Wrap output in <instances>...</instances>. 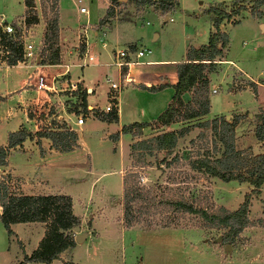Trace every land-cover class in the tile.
I'll use <instances>...</instances> for the list:
<instances>
[{
    "label": "rangeland",
    "instance_id": "374dc122",
    "mask_svg": "<svg viewBox=\"0 0 264 264\" xmlns=\"http://www.w3.org/2000/svg\"><path fill=\"white\" fill-rule=\"evenodd\" d=\"M33 1L34 6L28 12V15L36 17V22L30 23L31 34L33 39L36 41L39 39L41 43H44L43 34L46 23L54 15L57 26L60 19L62 24H66L68 28H77L80 23L86 20L90 23L97 22L103 15L107 2V0H58L57 6V0L55 2L52 0ZM173 1H176L175 6L165 13L155 9H147L140 13L142 5L136 6L129 0H120L114 5L113 9L117 10L118 17L131 19L132 16L133 19L130 21L132 31H136L140 36L141 32L143 33L142 40L137 41L135 50L148 48L151 54L158 55L159 51H163L164 56L179 58L183 54L180 47L181 42L178 40L181 25L186 23L188 31L190 28L196 30L197 35H194L193 39L187 40L198 46L199 43L206 40L211 22L210 13L206 8L209 5H222L228 10L232 5V0ZM243 3L248 6L250 0H243ZM80 6H84L87 12L79 11ZM26 12L25 9L23 11L22 0H0V18L11 25L15 26L13 23L17 24L25 19ZM165 16L171 17L172 21L164 20ZM236 17H240V19L234 23ZM223 22L232 24L227 28L229 45L223 56L231 58L251 77V80L257 83L255 91L252 88L244 87L249 80L241 77L243 75L237 66L231 63H216L215 69L210 74V87L208 86L210 101L208 114L192 119L177 120L170 126L158 127L151 124L144 128L138 135L139 138L155 134L159 129H170L172 126L176 127L174 129H178L181 126H188V129L177 138L175 145L169 151L161 149L154 151L152 155L146 154L139 158L131 153V149L127 150L124 155L126 158L125 167L122 170V177L126 175L128 183H133L143 189L149 187L152 189L151 193H155L158 199L183 198L195 207H202L209 212L215 211L220 206L229 210L236 207L237 197L240 196L239 200H241L247 185L236 180L223 181L190 166L191 159L206 154L214 157L219 154L220 149V143L212 129L208 126H198L196 122L211 119L216 114L224 115L226 119L231 120L236 115L235 113H239L242 115L239 118L242 124L237 127L238 135L234 137V147L236 149L247 148L252 154H255L253 148L256 147V151H259L260 147L256 144L253 126L258 121L257 114L261 109H264V84L259 82L264 79V28L260 24L264 23V13L258 17L250 14L248 8L241 9L230 18L223 19ZM76 33L74 30L67 32L65 29L57 31V44L61 48V55L67 59L70 57L74 59L78 56L79 43L82 40ZM75 35L76 39L74 40ZM92 38L90 36L91 42ZM137 38L139 39V37ZM146 55L147 53L141 57L144 58ZM216 58L222 60L221 56ZM24 61L33 60L25 59ZM75 68L72 67V70ZM29 69L21 68L20 70L24 72ZM114 69L115 66H111L109 71ZM103 70H101L102 73ZM94 71H99V69L95 68ZM97 76L94 77L96 81L100 79ZM213 87L216 88L215 92L210 90ZM162 88L163 86L153 90L149 89L152 91L151 93H155L152 96L155 102L162 101V97L158 96L163 93L164 90H160ZM165 91H168L166 100L169 102L172 90ZM61 93L59 92V94ZM142 100L147 101L143 97ZM63 103L65 108L72 105L70 100H65ZM45 111L47 110H36L39 121ZM70 118L74 117L70 116ZM51 120L55 121V118L51 117ZM39 121H37L38 127L42 124ZM137 121L140 120L137 119ZM63 123L64 126L70 125H67L65 121ZM58 125L60 124L58 123ZM78 136L84 140L89 139L82 133H78ZM135 137L137 136H132V139ZM213 145H215L216 151L212 152ZM156 154L164 155L165 160L159 163ZM25 156L26 154L21 152H14V157L10 155L15 163L25 161ZM121 201L122 191L119 197L114 195L108 200V210L113 222L121 220ZM105 206H107L106 203ZM119 206L120 215H118ZM247 215L249 223L241 229L231 244L226 243L229 244V247H225V243L218 239L225 230L223 227L207 225L198 212L172 210L165 203L158 201L144 214V217L156 224L152 223L147 226L144 223H136L129 228L125 227L122 235L114 232L113 226L109 225L106 229L107 236L111 239L114 238L115 242L109 243L107 246L104 242L95 245V241L92 243L88 237L78 243L77 247L72 248L69 253L67 252L66 257L69 261L79 264H264V256L248 258V256L257 255L260 252L264 253V201L252 203L248 207ZM168 221L167 226L162 224ZM84 227L85 225L79 222L71 231L79 233ZM30 230L31 228H26L21 232L28 242L25 245L26 249L33 246L29 239V236L32 235ZM115 236L119 237L118 242ZM17 249H19L18 243L11 241L0 221V264H5L6 253L11 258ZM257 259L259 261H255ZM27 262L24 264H30L32 261ZM66 263L71 264L70 262ZM32 264L42 263L32 262Z\"/></svg>",
    "mask_w": 264,
    "mask_h": 264
},
{
    "label": "crops",
    "instance_id": "0c3cea01",
    "mask_svg": "<svg viewBox=\"0 0 264 264\" xmlns=\"http://www.w3.org/2000/svg\"><path fill=\"white\" fill-rule=\"evenodd\" d=\"M108 4L109 0L106 2L105 10ZM141 7L140 13L147 9H153L151 6L142 5ZM24 9L25 5L23 3V11ZM99 19L93 23L86 20L80 23L77 28H68L59 19V32L62 29H65L67 32L74 30L77 32V36L81 38L80 40H82L79 45L83 44V47L81 50L79 47L78 56L74 59L72 57L67 59L64 55H61L59 45V57H62L58 63L16 61L15 63L8 64L6 60L0 59V144L8 145L10 138L18 130L21 129L23 132L21 144L7 146L5 163L0 165V173L9 175V185L15 192L26 194H68L71 198L72 212L79 218V222L85 225L79 232L84 233L81 241L74 240L73 245L60 251L58 257L53 258L48 263H36L67 264L66 262H70L71 264H79L69 261L66 257L67 252L69 253L72 248L77 247L78 243H81L88 237L92 243L95 241V245L104 242L107 246L109 243L115 242L114 238L111 239L107 236L106 229L109 225L113 226L114 232H117L118 235L123 234L125 227L122 225L121 220L114 221L115 224L111 220L108 210V200H110L111 196H120L122 191V170L125 167L126 160L124 155L130 149V142L139 138V134L134 135L131 132H121L120 127L123 124L137 121V119L140 121L153 120L164 109L168 102L166 100L168 96H166V93L168 91L165 90L171 89L172 92L170 94L173 93L171 84L176 81L175 64L177 61L185 59L187 46L193 45L187 39H193L197 35L194 28H190L188 31L185 23V25H181V31L178 37V40L181 42L180 47L183 51L182 56L176 58L173 56H164L163 51H159L158 55L151 54L149 51L146 57L142 58V55L136 56L134 54L137 41L142 40L143 33L141 32L140 36L136 31H132L130 26V21L133 19L132 16L131 19L122 18L121 16L118 17V12L114 8V12L105 21L99 23ZM235 19L238 22L240 17H236ZM164 20L172 21V18L165 16ZM0 21L3 23L7 22L4 19L1 20V18ZM260 24L264 28V23ZM230 25H232L231 22H221L219 25L220 30L225 31L227 36V28ZM212 30L213 26L210 22L208 34ZM84 33L86 43L83 41ZM90 36L91 38L93 37L92 42L89 40ZM202 37L204 38L205 36ZM75 39L76 35L74 37ZM228 42L229 36L224 50L220 55L222 60H217V62L231 63L237 66L240 69L239 72L243 75L241 76L242 78L253 81L236 62L229 57L223 56L228 48ZM119 51H123V54L119 55ZM88 56H91V58H88ZM118 60L128 62L122 64L115 63ZM111 66H115L113 71H109ZM72 67L76 68L72 70ZM21 68L30 69L22 72L20 70ZM95 68H98L99 71H94ZM101 70H103V73ZM212 72L208 74V86L210 85V74ZM96 76L100 77L97 81L94 78ZM61 79L75 81L76 85L80 84L86 88V109L90 110L91 114L86 110L82 116L81 123H74L75 116L68 108L60 109L59 113L56 112L55 101L65 97L63 92L61 94H55L37 86L39 81L53 82L55 85H58ZM111 81L121 84L120 92H118L116 99V121H107L102 118V115L108 111L102 109L109 100L108 91L111 89ZM159 83L166 85L160 89L164 90L163 93L158 94L159 97H162V101L155 102L153 100L154 98L152 99L155 93H151L152 91L147 89V87L151 85L157 86ZM255 84L257 85L256 82ZM244 87L251 88L248 83ZM142 97L146 98L147 101L144 102ZM182 98H189V93L185 92L182 94ZM36 110H47L45 112H48L50 117L55 118V121L61 122L60 124H64V121L67 125L70 124L68 127L74 132L76 142L62 144L63 140L61 141V137H49L47 133H43L41 126H37L39 118ZM57 114H60V116L56 117ZM70 116L74 118H70ZM241 124V121L238 120L234 125V137L238 135L237 127L238 125L241 126ZM146 127L149 126L142 127L141 132ZM174 128L176 127L172 126L170 129ZM163 130L167 129H159L158 132ZM78 133H82L84 136L87 135L89 139L84 140L83 138H79ZM113 133L117 134L115 140H112L110 137ZM132 136L137 137L132 139ZM90 142L92 143L90 144ZM256 144L260 147L257 139ZM253 150L255 153H258L261 151V147L259 151H256V147ZM14 152L26 154L25 161L15 163L10 157V155L14 157ZM244 183L247 185L245 191H248L250 185L247 182ZM263 195L264 182L260 187V192L250 197L248 207L254 202L264 201ZM239 198L240 196L236 200L238 203L242 200V198L241 200ZM105 203L107 206H105ZM234 208L235 206L232 207V209ZM120 214L121 209L119 206L118 215ZM44 225V222L41 221L10 223L9 226L12 233H6L12 242L15 241L18 243L19 249L16 250V253L11 258L7 253L5 254V264H14L24 252L29 253L34 248L43 235ZM26 228H31L29 232L32 233L30 235L31 237L29 236L33 245L30 249L25 248L28 242H26L21 233ZM116 238L118 242L119 237L117 236ZM263 254L260 252L257 255L248 256V258L251 259L254 256L262 258L264 256ZM255 261H259V259Z\"/></svg>",
    "mask_w": 264,
    "mask_h": 264
},
{
    "label": "trees",
    "instance_id": "16d2710c",
    "mask_svg": "<svg viewBox=\"0 0 264 264\" xmlns=\"http://www.w3.org/2000/svg\"><path fill=\"white\" fill-rule=\"evenodd\" d=\"M55 2L56 0H52ZM136 6H151L161 13L172 9L176 1L173 0H129ZM120 0H109L104 15L99 19V23L114 12V5ZM27 15L24 21L27 24L36 21L35 15H28L34 6L33 0H23ZM248 8L250 14L261 16L264 9V0H250L248 6L243 0H232L231 7L226 10L222 5H209L206 10L210 13L213 30L209 32L205 42L198 46L188 45L185 50V59L177 61L175 64L176 81L171 84L173 93L164 109L151 121H133L123 124L121 132H131L134 135L141 133V128L156 124L157 126H168L177 120L192 119L200 115H205L209 110L208 99V74L215 69L217 56L223 52L227 43V34L220 30V23L223 19H228L237 14L241 9ZM237 20L234 21L236 23ZM43 39L47 52L40 63H58L59 49L57 44V20L55 15L47 21L44 29ZM10 35V34H9ZM7 33L0 30V42L7 43L10 55L6 59L8 64L15 63L21 59L20 45ZM80 50L83 44L79 45ZM264 84V79L259 80ZM249 86L255 91V82L249 81ZM142 85V84H141ZM166 84L159 83L157 86L151 85L148 89H157ZM144 86V85H142ZM146 87V86H144ZM189 93V98L183 100L182 94ZM87 94L86 88L77 84V92L73 97L65 98L70 100L72 105L68 108L73 113L85 112ZM242 115L236 114L231 120L224 115H215L211 119H204L196 122L198 126H208L217 136L220 149L219 154L214 157L201 155L191 159L190 166L194 169L203 171L211 176H216L223 181L236 180L247 182L250 185L248 191L243 193L242 200L234 209H226L220 206L215 211H207L202 207H195L191 202L183 198L170 200L168 198L156 197L151 193L149 187L136 186L127 182V176L122 177V215L121 220L124 227L129 228L136 223H144L149 226L156 224L151 222L144 214L148 208L158 203H165L172 210L180 212H198L207 225L221 226L225 230L219 236L223 243L231 244L241 229L249 223L248 205L250 197L260 192V187L264 182V109L257 114L258 121L253 127V135L259 141L261 151L252 154L249 149H236L234 147V125ZM102 118L107 121H116L117 112L115 107H111ZM52 122H54L52 120ZM63 127V124H60ZM188 126H181L178 129H167L148 137L138 138L130 143L131 153L141 158L143 155H152L154 151H169L173 148L176 140L181 136ZM73 137L74 133L71 134ZM47 136L61 137L62 144H70L63 133H47ZM117 134L110 135L112 140L116 139ZM23 140L22 130L10 138L8 145L14 146L21 144ZM8 145L0 144V165L5 163ZM213 151H216L213 145ZM158 162L165 160L164 155L156 154ZM138 202V204H136ZM0 221L8 234L12 233L9 224L12 222L41 221L44 222L43 235L38 240L36 246L29 252L23 253L22 257L14 264H24L32 262H50L63 249L74 244V233L71 231L79 223L78 217L72 212L71 198L66 193H35L26 194L15 192L9 185V175L0 173ZM168 222H163L167 226Z\"/></svg>",
    "mask_w": 264,
    "mask_h": 264
},
{
    "label": "built area",
    "instance_id": "2783aa9c",
    "mask_svg": "<svg viewBox=\"0 0 264 264\" xmlns=\"http://www.w3.org/2000/svg\"><path fill=\"white\" fill-rule=\"evenodd\" d=\"M79 11L86 12V8L84 6L79 7ZM14 25H11L8 22H1L0 21V30L2 32L7 33L13 40H15L20 45V51H21V59H17L16 61H24L27 59H32L33 62H38L42 59V57L45 55V52L47 51V48L45 43H41V41L38 39L37 41L33 39V36L31 34L32 26L30 24H27L24 19L21 20V22L13 23ZM84 43H86L85 40V33H84ZM150 50L148 48H140L137 50H134V54L136 56H141L145 53H148ZM129 53V52H128ZM123 51H119V55H122ZM10 55V50L8 48V45L6 42L2 41L0 42V59L6 60L8 56ZM88 58H91V56H88ZM128 61H121L118 60L117 64H122ZM37 86L42 87L43 89H47L51 91L52 93L59 94V92H63L65 97L60 99H57L55 101V109L56 112L59 113L60 109H66L64 105V99L73 97L74 94L77 92V85L75 81L69 80V79H61L58 82V85H55L53 82H38ZM110 90L108 91V102L104 105L102 110H109L112 106L116 108V99L118 96V92L121 88V84L111 81L110 82ZM212 92L216 91V88L210 89ZM87 112L91 114V111L87 109ZM75 116L74 123H81L82 116L84 112H78L73 113ZM60 114H57L56 117H59ZM50 115L48 112L43 113L42 119H40L41 129L43 130V133H56L61 132L63 133L64 137H66L67 141L72 144L76 142L75 136L73 137L74 132L70 127L63 126L61 127L58 125L61 122L50 121ZM37 130V129H36Z\"/></svg>",
    "mask_w": 264,
    "mask_h": 264
},
{
    "label": "water",
    "instance_id": "95a60500",
    "mask_svg": "<svg viewBox=\"0 0 264 264\" xmlns=\"http://www.w3.org/2000/svg\"><path fill=\"white\" fill-rule=\"evenodd\" d=\"M83 237H84V233H76L74 235V240L75 241H81L83 239ZM218 239H219V237H218ZM225 247H229V244H225Z\"/></svg>",
    "mask_w": 264,
    "mask_h": 264
}]
</instances>
